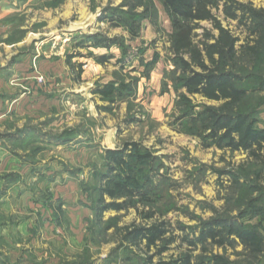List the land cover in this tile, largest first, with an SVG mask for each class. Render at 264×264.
<instances>
[{
	"label": "rangeland",
	"instance_id": "rangeland-1",
	"mask_svg": "<svg viewBox=\"0 0 264 264\" xmlns=\"http://www.w3.org/2000/svg\"><path fill=\"white\" fill-rule=\"evenodd\" d=\"M8 1L20 6L15 18L24 27L13 37L34 36L28 49L44 46L46 77L18 85L34 95L23 112L8 101L0 106V264H155L187 254L193 261L222 256L233 264H264L226 232L217 237L222 245L198 241L204 227L222 221L255 228L264 239V190L245 193L260 170L245 152L202 146L188 116L220 103L198 95L183 102L171 20L161 3ZM237 1L264 8V0ZM222 24L235 29L234 22ZM107 87L114 92L105 96L100 91ZM252 104L257 126L264 127V94ZM126 144L151 157L128 162L149 202L99 217L105 152ZM251 200L257 201L252 207ZM159 223L165 233L155 245L129 239L133 230Z\"/></svg>",
	"mask_w": 264,
	"mask_h": 264
},
{
	"label": "trees",
	"instance_id": "trees-1",
	"mask_svg": "<svg viewBox=\"0 0 264 264\" xmlns=\"http://www.w3.org/2000/svg\"><path fill=\"white\" fill-rule=\"evenodd\" d=\"M171 20V52L174 66L179 74L178 83L188 96L198 95L206 100L219 102L217 108L205 107L188 116L196 126L204 148L216 147L230 152H245L256 171V184H247L245 193L261 192L264 171V128H259L257 111L252 101L255 95L264 94V8H255L250 3L237 0H158ZM222 21L235 23L232 31ZM129 25L132 33L138 31L134 20ZM202 23L207 24L203 27ZM201 31L198 33V31ZM101 45L102 40L94 42ZM99 63L105 61L97 57ZM77 80L81 66H78ZM100 93L111 95L114 90L104 88ZM262 98V97H261ZM131 148V149H129ZM151 161L148 154H141L136 144H126L122 150H107L104 160L108 170L99 187V208L95 211L102 216L107 211L120 212L135 202L148 203V191L133 175L128 162L133 159ZM230 181L239 185V178L228 173ZM245 185V184H243ZM105 197L111 202L105 203ZM116 201H121L117 203ZM256 200L249 202L250 207ZM257 209V208H256ZM260 211H263L261 208ZM224 221L208 224L202 230L198 241H218L221 232L238 241L249 257L256 261L264 257V239L255 228L222 226ZM164 223L138 228L129 233L133 242H146L150 247L164 236ZM191 247L195 243L185 240ZM155 264H233L222 256L207 260H195L190 255Z\"/></svg>",
	"mask_w": 264,
	"mask_h": 264
},
{
	"label": "crops",
	"instance_id": "crops-1",
	"mask_svg": "<svg viewBox=\"0 0 264 264\" xmlns=\"http://www.w3.org/2000/svg\"><path fill=\"white\" fill-rule=\"evenodd\" d=\"M19 7L16 2L0 0V106L8 107L9 104L2 103L8 101L12 107L23 112L25 107L34 105L30 104L34 95L20 90L18 85L32 86L38 75L46 77V58L39 57L44 46L27 48L35 40L34 36L17 40L13 37L24 29L22 22L15 18ZM40 14L46 16V10L43 9ZM4 112L0 110V117L4 116Z\"/></svg>",
	"mask_w": 264,
	"mask_h": 264
}]
</instances>
